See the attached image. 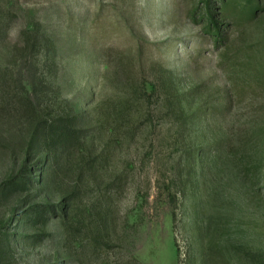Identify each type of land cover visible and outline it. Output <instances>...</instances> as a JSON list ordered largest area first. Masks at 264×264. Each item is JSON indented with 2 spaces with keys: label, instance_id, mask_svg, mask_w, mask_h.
Here are the masks:
<instances>
[{
  "label": "rangeland",
  "instance_id": "1",
  "mask_svg": "<svg viewBox=\"0 0 264 264\" xmlns=\"http://www.w3.org/2000/svg\"><path fill=\"white\" fill-rule=\"evenodd\" d=\"M205 7L0 0V264H195L210 246L264 256V86L235 82L218 111L231 83ZM228 22L236 44L264 48V12ZM185 97L213 115L193 118ZM65 110L87 123L89 146L11 188L31 124ZM34 202L70 218L67 241L59 215L32 225Z\"/></svg>",
  "mask_w": 264,
  "mask_h": 264
},
{
  "label": "trees",
  "instance_id": "2",
  "mask_svg": "<svg viewBox=\"0 0 264 264\" xmlns=\"http://www.w3.org/2000/svg\"><path fill=\"white\" fill-rule=\"evenodd\" d=\"M203 2L206 6L204 33L211 36L213 45L219 51V66L231 83L230 92L226 91L219 100L217 109L221 111L228 108L232 101L235 82H248L254 87L264 86V48L247 42L236 44L230 38L229 26L231 23L228 22V20L232 21L238 27L252 25L264 12V0H220L221 5L218 11L214 10L215 7L211 5L210 0H203ZM182 103L190 106L193 112L191 116L195 119H209L213 115L212 104L208 100H204L194 109L189 97L180 100L179 106L184 110L185 107ZM80 116L73 110H65L49 121L38 122V125L31 124L29 138L31 144L20 157L16 158L18 171L11 178V188L28 190L30 183L36 182L37 179H43L41 174L37 172L36 164L47 165L46 178L53 174L54 165L62 162L71 165L79 147L89 142L86 131L87 123H83ZM33 145H35L34 149ZM34 160L36 163L31 165ZM86 162L85 159L80 163ZM27 173H33V177H27ZM29 211L32 225L41 222L45 226L49 214L59 215L60 221L66 228V236L64 237L67 241L69 231L72 228L70 218L66 217L57 205L34 202ZM236 253L237 256L222 248L210 246L206 251L205 258L195 264H205L206 260L212 264H264V256L255 250L237 248Z\"/></svg>",
  "mask_w": 264,
  "mask_h": 264
}]
</instances>
